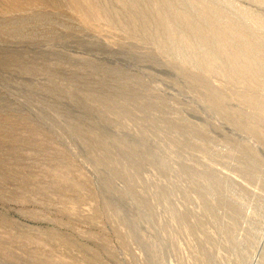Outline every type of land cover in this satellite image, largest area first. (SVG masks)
<instances>
[{
	"label": "rangeland",
	"instance_id": "1",
	"mask_svg": "<svg viewBox=\"0 0 264 264\" xmlns=\"http://www.w3.org/2000/svg\"><path fill=\"white\" fill-rule=\"evenodd\" d=\"M0 264H264V0H0Z\"/></svg>",
	"mask_w": 264,
	"mask_h": 264
}]
</instances>
